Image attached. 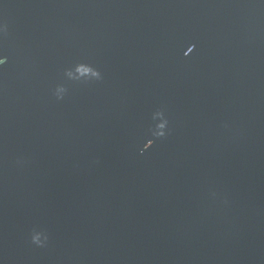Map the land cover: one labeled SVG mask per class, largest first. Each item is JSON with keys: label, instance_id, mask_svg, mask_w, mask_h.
I'll list each match as a JSON object with an SVG mask.
<instances>
[{"label": "water", "instance_id": "obj_1", "mask_svg": "<svg viewBox=\"0 0 264 264\" xmlns=\"http://www.w3.org/2000/svg\"><path fill=\"white\" fill-rule=\"evenodd\" d=\"M5 23L0 264H105L119 152L120 0H0V29ZM78 64L102 78L81 75ZM33 230L48 236L45 246L31 242Z\"/></svg>", "mask_w": 264, "mask_h": 264}, {"label": "clouds", "instance_id": "obj_2", "mask_svg": "<svg viewBox=\"0 0 264 264\" xmlns=\"http://www.w3.org/2000/svg\"><path fill=\"white\" fill-rule=\"evenodd\" d=\"M0 31H3L4 35L6 36L8 34V25L7 23H5L2 27V29H0ZM7 62V57L4 58H0V66L5 65ZM77 70L81 73V75H85L89 72H91V74L93 76L96 77V80L101 79V73L97 70V69H93L90 66H85L83 64H78L77 65ZM66 92V89L63 86H58L56 88V92L55 95L57 97V99H63V94ZM62 93V94H60ZM156 115H163L162 111H157L154 115H153V119H155ZM168 121L167 119H164L163 121L157 123L155 125L156 129H160V131H152V135L154 137L157 138H161L165 136V129L167 127ZM151 140V146L153 145L154 141L152 139ZM148 149V148H147ZM146 150L145 147H143L142 151ZM43 237V238H42ZM48 240V236L40 231H36L33 230V233L31 235V242L39 247H43L45 246V242Z\"/></svg>", "mask_w": 264, "mask_h": 264}]
</instances>
